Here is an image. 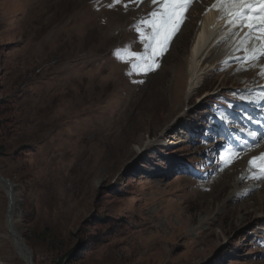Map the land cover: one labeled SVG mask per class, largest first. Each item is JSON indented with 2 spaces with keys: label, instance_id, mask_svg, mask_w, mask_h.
I'll return each instance as SVG.
<instances>
[{
  "label": "rangeland",
  "instance_id": "1",
  "mask_svg": "<svg viewBox=\"0 0 264 264\" xmlns=\"http://www.w3.org/2000/svg\"><path fill=\"white\" fill-rule=\"evenodd\" d=\"M219 3L190 0L145 74L151 0H0V172L33 264H264V61L244 70L248 27ZM210 14L228 33L190 88ZM8 201L0 185V264H25Z\"/></svg>",
  "mask_w": 264,
  "mask_h": 264
},
{
  "label": "snow or ice",
  "instance_id": "2",
  "mask_svg": "<svg viewBox=\"0 0 264 264\" xmlns=\"http://www.w3.org/2000/svg\"><path fill=\"white\" fill-rule=\"evenodd\" d=\"M139 3V0H134ZM154 8L148 17L137 21L133 27L144 43V53L140 55L145 68V74L155 71L159 67L156 63L167 51L172 38L178 33L186 19V9L190 7V0H151ZM222 17L231 25L230 31H236L245 25L248 31L241 37L237 47L245 52L240 57L247 67H254L255 62L264 58V0H220ZM145 31L148 33L145 38ZM258 33V34H257ZM264 75V69L261 70ZM143 82V81H141ZM251 119V118H249ZM257 125L261 124L256 120ZM248 135L254 143L264 139V129L250 130ZM264 158V154H261ZM258 158L253 157L249 164H255ZM264 168V164L260 165ZM264 175V173H262Z\"/></svg>",
  "mask_w": 264,
  "mask_h": 264
},
{
  "label": "bare ground",
  "instance_id": "3",
  "mask_svg": "<svg viewBox=\"0 0 264 264\" xmlns=\"http://www.w3.org/2000/svg\"><path fill=\"white\" fill-rule=\"evenodd\" d=\"M213 17H214V15L210 14L208 16V20L203 21V23L201 25L203 28L201 27L202 29L201 28L199 29L198 33L195 36V40L193 42V45H192L191 65H190V82H189L190 88H193V86L195 85V81H196V77H197V65L195 63L196 59L197 58L199 59V56L203 51L209 49L210 47H213V45L215 47L216 45L221 44V42H223L226 38V37L222 38L225 35V33L227 32L225 29H224V31H222L220 33L218 32L219 34L215 38H213V35L216 34V32H217L216 24L213 23V19H212ZM217 26H220V23H217ZM218 40H220V41H218ZM258 60L264 61V58H260ZM250 71H252V70H250ZM253 73L254 72H252V74ZM258 90L260 91V90H262V88H260ZM259 104L264 105V100H262V102ZM188 126L191 127L192 124H190ZM177 139L178 138L175 137L174 142H172L171 144L165 138H161L158 141L163 147H170V146H172V144L173 145L177 144V142H176ZM178 140H180V139H178ZM11 184L14 185L13 182ZM0 185L6 190V193L11 191L9 184H6V183L0 181ZM19 201H20V199H19L18 195L15 194L14 195V203H13V207L15 209V214L11 215L12 216V222L10 225L7 224V229L9 230V236L14 237V239L16 241L17 254L22 258V260L24 261L25 264H32L31 250H30L29 246L26 244L25 240L23 239L22 234H21L20 230L18 229V225H17L18 221L20 220L18 213H16Z\"/></svg>",
  "mask_w": 264,
  "mask_h": 264
},
{
  "label": "water",
  "instance_id": "4",
  "mask_svg": "<svg viewBox=\"0 0 264 264\" xmlns=\"http://www.w3.org/2000/svg\"><path fill=\"white\" fill-rule=\"evenodd\" d=\"M0 181L4 182L6 184L10 185L11 191L7 192V196H8V211H7V224H11L12 222V214H15V209L13 207V203H14V195L16 194V190H15V184H11L12 180L8 179L7 177L3 176L2 173L0 172ZM13 185V186H12ZM33 264V262H32Z\"/></svg>",
  "mask_w": 264,
  "mask_h": 264
},
{
  "label": "trees",
  "instance_id": "5",
  "mask_svg": "<svg viewBox=\"0 0 264 264\" xmlns=\"http://www.w3.org/2000/svg\"><path fill=\"white\" fill-rule=\"evenodd\" d=\"M59 264H61V263H59Z\"/></svg>",
  "mask_w": 264,
  "mask_h": 264
}]
</instances>
